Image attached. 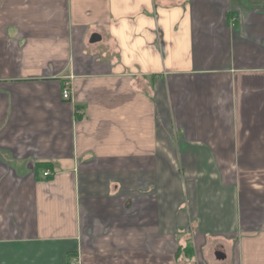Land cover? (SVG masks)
Segmentation results:
<instances>
[{"label":"crops","instance_id":"obj_1","mask_svg":"<svg viewBox=\"0 0 264 264\" xmlns=\"http://www.w3.org/2000/svg\"><path fill=\"white\" fill-rule=\"evenodd\" d=\"M74 259L264 264V0H0V264Z\"/></svg>","mask_w":264,"mask_h":264},{"label":"built area","instance_id":"obj_2","mask_svg":"<svg viewBox=\"0 0 264 264\" xmlns=\"http://www.w3.org/2000/svg\"><path fill=\"white\" fill-rule=\"evenodd\" d=\"M71 91L68 85H66V87L63 90V98L64 99H71ZM50 175V173L48 171H46L44 173V177H48ZM70 264H79V261L77 259H74Z\"/></svg>","mask_w":264,"mask_h":264},{"label":"water","instance_id":"obj_3","mask_svg":"<svg viewBox=\"0 0 264 264\" xmlns=\"http://www.w3.org/2000/svg\"><path fill=\"white\" fill-rule=\"evenodd\" d=\"M99 39H100L99 36L94 35L93 38H92V40H91V43H94V42L98 41ZM217 257L218 258H221L222 257V254H221L220 251L217 252Z\"/></svg>","mask_w":264,"mask_h":264},{"label":"trees","instance_id":"obj_4","mask_svg":"<svg viewBox=\"0 0 264 264\" xmlns=\"http://www.w3.org/2000/svg\"><path fill=\"white\" fill-rule=\"evenodd\" d=\"M39 167H41V168H43V169H49V168H50L49 165H39ZM49 178H50V175H49L48 177H46L45 179H49ZM191 246H192V245L189 244L190 249H191Z\"/></svg>","mask_w":264,"mask_h":264},{"label":"rangeland","instance_id":"obj_5","mask_svg":"<svg viewBox=\"0 0 264 264\" xmlns=\"http://www.w3.org/2000/svg\"><path fill=\"white\" fill-rule=\"evenodd\" d=\"M190 241V240H189ZM189 241H188V243H187V245L186 246H189Z\"/></svg>","mask_w":264,"mask_h":264}]
</instances>
